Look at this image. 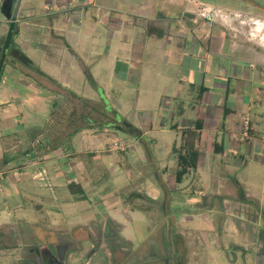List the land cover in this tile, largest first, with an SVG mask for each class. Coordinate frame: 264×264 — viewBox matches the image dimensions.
Here are the masks:
<instances>
[{"label": "rangeland", "instance_id": "rangeland-1", "mask_svg": "<svg viewBox=\"0 0 264 264\" xmlns=\"http://www.w3.org/2000/svg\"><path fill=\"white\" fill-rule=\"evenodd\" d=\"M3 1L0 0V7ZM141 7L146 9L141 10ZM11 8L16 9L12 20L17 24L12 54L19 55L16 49L23 51L28 61H23V57L22 61L8 57L6 73L0 83V98L7 103L9 100L16 102L12 105L11 117L6 118L4 124L0 122V210L3 209L8 217L0 220V264H22L28 247L54 250L61 243L68 246L65 264H261L259 252L263 241L256 233L264 231V210L259 211L257 201L264 199V186L261 185L264 171L256 168L246 153L236 152L227 155L228 160L235 157V161H231V165L228 163L226 169L212 165L210 160L207 163L206 158L205 164L213 167L216 174L209 191H204L209 192V196L198 194L192 187L199 188L201 184L196 182L198 173L194 171L177 184L176 168L169 157L170 145L166 143L173 142L176 137L160 132V122L168 116L165 97L162 91L158 95L156 92L161 84L166 86L165 93L173 90L178 80L170 77L178 79L180 76L184 89L190 82L197 83L198 77H204V82L209 84L213 79L207 76L205 68L210 70L217 66L213 70L219 71V66L225 68L236 60L255 63V67L264 72V0H12ZM64 11L69 14L65 18ZM107 11L111 16L104 15ZM128 12L132 16L129 23L134 28L130 34L126 27L120 26L118 31L114 26L119 19L121 24L126 23ZM53 14L64 18L66 26L73 30L69 36L77 44L73 48L65 49L63 39L57 37L66 34L51 30L50 24L56 20ZM184 14L198 17L193 29L186 25ZM157 18L164 24L158 25L154 21ZM175 19L182 20V25L177 26ZM4 20L0 8V21ZM149 22L155 24L150 25V31L162 32L164 40L148 35ZM4 30L0 24V35ZM172 30L178 33L177 46L172 38L165 39ZM100 34L109 37L113 34L117 41L134 34L136 45L144 49L147 43L145 50L149 46L148 50L153 52V55L148 52L149 57L143 56L139 65L128 71L130 82L118 81L116 74L109 70L100 75L95 73L106 87L105 91L91 83L88 70L80 65L81 61L87 68L90 53L99 51L95 45ZM195 42L200 45L201 56L206 55L199 66L205 73L200 76L195 72L199 61L189 58ZM2 45L0 36V52ZM62 54L72 66L68 71L60 65ZM182 62L184 68L179 66ZM191 65L193 71L188 70ZM124 67L117 71L121 72ZM42 73L55 78L64 76L62 80L68 90L59 88ZM144 74H148V78L155 77L152 94L149 93L154 100L149 99L148 104L144 97L146 88L137 82ZM26 85L29 87L25 88ZM197 89L196 86L194 94H188V102L197 100ZM39 93L43 96L41 104H31L32 98L38 100L35 94ZM101 101L106 105L105 114L100 110ZM80 113V121L86 125L74 135L62 138L60 135L67 131L65 125L75 117L78 119ZM146 120L157 124V133L137 140L134 133L123 128L128 121L144 132ZM6 126L10 131L5 130ZM53 136L61 137L62 152L81 153L76 160L84 168L74 171L77 183L83 184L88 179L93 185L86 186L80 199L67 185L73 177H66L68 171L59 163L56 167L60 169V180L53 170L48 172L52 184L48 188L44 175L36 180L33 177L40 166L23 168L15 164V160H28L24 155L32 143L37 147L34 150H38ZM151 136L157 140L156 144ZM114 142L125 150L107 151ZM13 143L16 148L10 149ZM7 157L9 164L2 161ZM209 157L216 161L221 156L210 154ZM115 167L122 175L117 176ZM160 177L165 181L166 192ZM149 183L160 193L156 199L144 200L134 195L138 190L144 195ZM225 185L234 194L224 197ZM240 188L245 194L255 191L257 199L241 200ZM193 189L195 195L191 196ZM53 191L57 196L54 200ZM40 194L51 203L44 209L43 204H39V209L35 207L41 203ZM168 195L173 198L171 202L166 201ZM223 200H226L225 207L230 205L225 208L228 211L222 206ZM139 208L142 209L132 222L122 215L123 212L121 216L118 214L122 221L130 224L124 231V224H118V219L114 218L117 212L111 210L127 212ZM191 210H196L193 218L182 219V213ZM228 212L230 220L223 215ZM26 221L33 224L23 226ZM225 222L236 225L237 231L226 233ZM186 229L190 232H185ZM182 232L187 244L181 253Z\"/></svg>", "mask_w": 264, "mask_h": 264}, {"label": "crops", "instance_id": "crops-1", "mask_svg": "<svg viewBox=\"0 0 264 264\" xmlns=\"http://www.w3.org/2000/svg\"><path fill=\"white\" fill-rule=\"evenodd\" d=\"M81 7L77 13L81 11ZM145 9L146 7H144V9H142L141 7V10H145ZM66 11H69V10H66ZM106 14L108 16H111V14L108 11L104 12L105 16ZM68 15L69 14H65V11H64L63 17L65 18ZM54 17H56V20H53L52 22L53 24H50L51 30H53L57 34L58 33L66 34V35H62V34H59V35L56 34V35L57 37L59 36L63 39V42L65 43V49L73 48L74 45H77L73 43L69 37L70 34L73 33V30H70V28L66 26V20H63L64 18L61 19L55 15L53 16V18ZM125 19H126V23H122V24L120 22V19L119 20L114 19V20H118L117 25H114V26L116 29H118V31H119L120 26H124L127 28V30H129L128 34H130V32H134L132 31L134 30V28H133V25H130L129 20H128V19H132V16H130L129 12L127 13V16H125ZM183 20L185 21L186 25L190 26L193 29L195 27V24L198 22V17H196L195 15H188V14L185 15L184 14ZM154 21L158 25L164 24L163 21L158 18ZM10 22H15V20H12V19L7 20L5 18L4 21H0V24L4 26V29H5L4 33L0 35L2 36V38L8 31ZM182 22H183L182 20L175 19V24L176 25L178 24L177 26H181ZM7 25L8 27H6ZM105 35L100 34L98 36V39L96 40L97 43L95 46H96V49L98 48L99 51H96L95 53H90L89 63L87 64V68H86L90 76L96 83L97 87L102 88L103 91H105L106 87L103 86V83L101 84V80H99V77L94 75L95 73L100 75V73L106 72L107 70H109V73L116 74L118 81L127 83V82H130V78H129L130 75L128 71L135 69L139 65V62H140L139 60H141L143 56L149 57L150 54L153 55L152 50L151 51L148 50L149 46H148V49L145 50V47H147L148 45L147 43L145 46H143L144 49H141L142 47L140 46V44L136 45V38L134 37V34L123 36L121 39L118 38L119 41L115 39V36L113 34H111L110 37L105 36ZM177 35L178 33L176 31H173L170 35H168V37L165 36V39L172 38V41L175 42L177 46L179 42L177 41L178 40ZM162 39L164 40L163 36L160 38V41ZM119 42H122V45H120ZM138 50H141L143 53H139ZM200 53H201L200 45L199 43H196L195 45L192 46V53L189 55L190 56L189 58L191 59V61H194L195 58L196 60L199 61V64L197 65V68L195 70L197 75L205 73L204 69L202 70L201 69L202 67H199V66L201 62L205 60L206 55L201 56ZM195 54L196 56H194ZM215 56L216 54L212 55V57L214 58ZM181 57L183 58L184 56L182 55ZM59 58H60L59 60L61 63L60 64L61 67L68 71V69L71 68L72 66L67 64L68 61L64 59L63 54ZM227 58L230 59V62H232L231 58L229 57ZM62 59L64 60L62 61ZM215 63L216 65L219 64L217 59H215ZM179 66L180 68H184L183 62L182 64L180 63ZM255 66H256L255 63L247 64L244 61L236 60V61H233L228 66H225V68L219 66L218 67L219 71L213 70L214 68H217V66H213L212 69L210 70L208 69L206 70L205 68L207 76H211L213 79L209 84H206L204 82V77H201V78L198 77L197 83L190 82V85L188 84V87L184 89L185 87L182 85L184 81L183 79L180 78V76H178V79L177 77H170L171 80L173 79H176V81L178 80V83H176L173 86V90L170 93H167V92L165 93L166 86H164V84H161L160 87L157 88V92H156L157 95L159 92L162 91V95L165 97V106L168 108V109L166 108L165 110L166 116L168 117L164 118L160 122V128H161L160 132L164 133L167 136L174 135L176 137V139L173 140V142H169V143L166 142L168 145H170L169 157L173 165L175 166L176 171L179 168L177 166V151L181 150L180 147L181 145H183L187 131L194 130L196 119L199 117L200 114H201V118L203 122L202 129L197 130L199 133V137L195 141V148L198 151L196 168L188 169L187 172L183 175L180 182H177L176 177H175V182L177 184H181L182 181L185 179L186 175L191 174V171H194L195 173H198L196 182H199L201 184L199 188L194 187V186L192 187L198 190L197 192L198 194L202 193V194H205L206 197L209 196V192L204 193V191L205 190L209 191L211 187V183L214 181V177L216 174L214 173L213 167H208V165L205 164L206 158H207V163L210 160L212 165H215V164L220 165L221 167L226 169L228 163H230L231 165L232 164L231 161H235V157L228 160L227 155L228 154L234 155L236 154V152H239L241 154L246 153L249 156V161L255 164L256 168H259V170L264 171V72H260L259 67L256 68ZM120 67L121 68L124 67L125 69L122 70L121 72L117 71V69ZM188 68H189L188 69L189 71L190 70L193 71L192 65L189 66ZM175 71H178L177 68L175 69ZM5 73H6V68L2 75L1 81ZM206 74H205V77H206ZM259 75L261 76V78L259 77ZM48 77L52 79L51 82H53L59 88L63 90L64 89L68 90V88L64 86L66 83L63 82L62 80L64 76H59L58 78H55V77L48 75ZM152 81H155V77L153 76L152 78H148V74L147 75L144 74L140 76L137 81L138 83L139 82L142 83L144 88H146V93L144 92V97H145V102L147 104H148L149 99L154 100V98L151 95H149L150 91L152 94V87L154 85L152 84ZM102 82H104V80H102ZM196 86L198 88L196 90L197 100L188 102L187 100L188 94L190 93L194 94V88ZM28 87L29 86L26 85L25 88H28ZM72 95H76V94L72 92ZM35 97H37L38 100L35 98H32L30 103L40 105L41 104L40 100L43 99L42 94L41 93L35 94ZM204 97L206 98V100L203 101L202 98ZM84 99L96 101L93 98H84ZM14 103H16L14 100H9L7 103L5 99L0 98V122H2L3 124L6 122V118L11 117V115L13 114L12 111H14V109L12 105ZM105 107L106 105L101 101L100 110L102 112H106V110H104ZM245 115L249 116L247 134H244V125H243V117ZM81 116L82 115L80 113V116L78 117L79 121L77 117H75L74 120H71L72 122L65 125L67 131L64 132L66 134L60 135L62 138L67 137L69 135H74L82 128L83 125H86L80 121ZM146 121L147 122H145V126L147 127V130L144 132H141L139 129L133 126V124H131L130 122L128 121H125V122L130 124L135 129V132L132 135L134 137H137V140H140V138L145 135H150V134H154L158 132L157 127H156L157 124H153L151 120H146ZM5 130L10 131L9 126H6ZM103 131L106 132L105 129ZM6 136L10 137V135H6ZM60 136L51 137L49 141L47 142V145L43 146L41 149H38V150L37 149L34 150L37 147L35 143H32L31 147L28 148V150L26 151L24 155L26 158H28V160H21V162L15 160V164L18 167H23V168L26 166L27 167L40 166L38 170H35L33 172V177L36 180L37 178L40 177V175H44L45 180H46L45 186L48 188L52 186V184H50L51 182L49 183L50 179L48 178V172L50 174L52 173V170H53V172L55 173V177L60 180V175H58L60 169L56 167L57 163H59V166L61 168L68 171L66 177L70 176V179L73 177V180L71 179L70 182L79 184L82 188L83 193H85L86 186L89 185V183L91 185L93 184L88 179L85 180L83 184L79 182L77 183V180H78L76 177L77 173H75L74 171H79V170L82 171V168H84L83 164L76 160L77 156H80L81 153L77 151H68V150L66 152H62ZM151 137H152V140L154 141V144H156L157 140L153 138V136ZM14 143L11 144L10 149L16 148V147H13ZM0 144H1L0 145V150H1L2 142H0ZM119 149L120 151L125 150V149H122L121 147ZM114 150L116 149H111V145L107 149V151H114ZM50 153L52 154V156H50ZM210 154H218L221 157L217 159L216 161H212L209 157ZM32 155H34V157L31 158V160H29V157H32ZM46 155H48L47 158H46ZM0 159H1V156H0ZM9 159L10 158L7 157V159L4 158L2 159V161L5 164L6 163L9 164V161H10ZM94 168L95 167H93V169ZM115 169H116L115 172L117 171L116 172L117 176L122 175L118 167H115ZM1 174H5V173H1ZM128 174H131V172H128ZM160 178H161L160 184L163 185L164 190L166 192L167 187H166L165 181L162 177ZM261 185L264 186V178L262 179ZM219 186H221V184ZM155 187L156 186L149 183L148 186H145L144 188V195H141L138 193V192H143L140 190L136 191L134 195H136L137 197L141 196V198L144 200L156 199L160 195V193L158 189H156ZM196 190L193 189L191 196L195 195ZM225 191H226V194H224L225 195L224 197H228L227 196L228 194H234L233 190L231 191L230 189H228L227 185H225ZM244 192L245 191L240 188L239 193H238L239 197L243 201L247 202L248 199L251 200L252 198L255 200L258 197L255 191H253V193L251 194H245ZM53 194H54V191L52 192V196H53L52 198L54 200L56 195L55 194L53 195ZM77 194L79 196L78 198L80 199V195L82 193H77ZM41 196H43V194H40L41 203H37L35 205V207L38 209H39V204L44 205L42 206L43 209L47 207L46 204H51L48 202L50 201L49 199H44L43 197L41 198ZM222 196L221 198H224ZM172 199H173L172 196L168 195V198L166 201L171 202ZM225 201L226 200L222 201V206L224 207V209L230 206L228 205L225 207V204L223 205ZM44 202H47V203H44ZM258 204H259V211L264 210V199L262 198L259 199L257 201V205ZM141 209L142 208L135 209V210H129L127 212H125L124 209L123 210L119 209V211H114V209H111V210L114 213L117 212L115 216L114 215L113 216L114 218L118 219V221H116L118 224H121V225L124 224L122 226L123 228L122 230L124 231L128 227H130V224L127 221H122L121 218L118 217V214L119 216H121L120 212H123L122 215L127 217V219H130V221L132 222L134 220V216H136L137 213L141 211ZM230 209H233L232 205ZM148 210H150V208H148ZM191 211H184L182 213L183 214L182 219L183 218L192 219L193 215L196 214L195 213L196 210L195 211L191 210ZM223 215L228 216V219H229L230 213L228 212L227 215L225 214ZM4 218L8 219L4 210L1 209L0 210V220ZM23 224H24L23 226L27 224H28L27 226H30L29 224H33V223L26 221ZM224 227H225L226 233L237 231V226L234 224H230L228 222H225ZM184 231L188 233L190 232V230L188 229ZM213 234H216V238H217V233L213 231ZM182 235L185 236V234H183V232L182 234L180 233V243L182 242V244H180L181 246H179V249H181L180 251L181 253H182L183 246L187 244V243H184L185 241H183ZM129 239L131 238L128 237V240ZM217 243L219 242L217 241ZM193 244H196V243L193 242Z\"/></svg>", "mask_w": 264, "mask_h": 264}, {"label": "trees", "instance_id": "trees-1", "mask_svg": "<svg viewBox=\"0 0 264 264\" xmlns=\"http://www.w3.org/2000/svg\"><path fill=\"white\" fill-rule=\"evenodd\" d=\"M150 25L154 26L155 24L149 22L148 27H147L148 35H150V36L154 35L157 39L161 38L163 36L162 32H155V30L150 31ZM16 26H17V24L15 22H10L9 27H8V31L6 32V34L3 37V45L1 46V52H0V81H1L2 75H3L4 70H5L7 63H8V60H9L8 57H12L16 60H18V58H20V60H21V58L23 57V61H28V58L24 55V53L19 51L18 49H16V50H17V52H19V55L12 54V51L14 48V46H13V38H14V32H15L14 30H15ZM42 74L45 78L52 80L47 75H45L44 73H42ZM90 80H91V83L96 88H98L91 76H90ZM102 113L105 114L106 112H102ZM126 124H127V126L123 125L124 126L123 128L128 133H134L133 132L134 128L130 124H128V123H126ZM202 127H203V122H202V118H201V114H200L199 117L196 119L194 130L187 131L183 145H181V147H180L181 150L177 151V166L179 167L178 170L176 171V174H175L177 182H180L183 175L187 172L188 169H195L196 168L198 151L195 148V141L199 137V133L197 130L202 129ZM182 151H184V152H182ZM68 188L70 189V191L72 193H83L81 186L79 184L74 183V182H70L68 184ZM110 222L116 224L115 221H110Z\"/></svg>", "mask_w": 264, "mask_h": 264}, {"label": "flooded vegetation", "instance_id": "flooded-vegetation-1", "mask_svg": "<svg viewBox=\"0 0 264 264\" xmlns=\"http://www.w3.org/2000/svg\"><path fill=\"white\" fill-rule=\"evenodd\" d=\"M13 12V10H12ZM19 61L20 58H18ZM263 241V246L259 252L261 264H264V231L257 232ZM68 246L57 244L54 250L46 247H28L27 257L22 264H65V254ZM113 250V249H112Z\"/></svg>", "mask_w": 264, "mask_h": 264}, {"label": "water", "instance_id": "water-1", "mask_svg": "<svg viewBox=\"0 0 264 264\" xmlns=\"http://www.w3.org/2000/svg\"><path fill=\"white\" fill-rule=\"evenodd\" d=\"M11 6H12V0H4L1 7H0L1 13L5 16V18L7 20H10L12 17H15V10L16 9H14V11L12 12ZM80 65H81L83 70H86L85 65L83 63H81V61H80ZM126 126H127V124H126Z\"/></svg>", "mask_w": 264, "mask_h": 264}, {"label": "built area", "instance_id": "built-area-1", "mask_svg": "<svg viewBox=\"0 0 264 264\" xmlns=\"http://www.w3.org/2000/svg\"><path fill=\"white\" fill-rule=\"evenodd\" d=\"M248 124H249V116L245 115L243 117L244 134H247ZM118 148H120V145L117 142H114L113 144H111V149H118Z\"/></svg>", "mask_w": 264, "mask_h": 264}]
</instances>
